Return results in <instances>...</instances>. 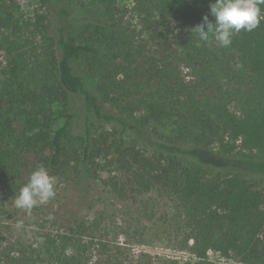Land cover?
<instances>
[{"label":"trees","instance_id":"trees-1","mask_svg":"<svg viewBox=\"0 0 264 264\" xmlns=\"http://www.w3.org/2000/svg\"><path fill=\"white\" fill-rule=\"evenodd\" d=\"M24 1L0 0V264H264V19L219 47L191 31L210 0Z\"/></svg>","mask_w":264,"mask_h":264},{"label":"clouds","instance_id":"clouds-1","mask_svg":"<svg viewBox=\"0 0 264 264\" xmlns=\"http://www.w3.org/2000/svg\"><path fill=\"white\" fill-rule=\"evenodd\" d=\"M262 4L264 0H210L209 14L214 20L205 15L203 22L191 31L197 34L199 41H215L219 47H228L235 33L241 30L251 32L259 26L264 19ZM54 184L55 179L46 168L38 167L15 195V207L30 213L34 206L47 203L55 196Z\"/></svg>","mask_w":264,"mask_h":264},{"label":"rangeland","instance_id":"rangeland-1","mask_svg":"<svg viewBox=\"0 0 264 264\" xmlns=\"http://www.w3.org/2000/svg\"><path fill=\"white\" fill-rule=\"evenodd\" d=\"M129 1L130 0H126V2H129ZM37 6H38L37 0H26L23 2V8L25 10V13L27 14H31L34 11V9L37 8ZM135 250L137 253L144 251V252L152 253L154 255L167 256L172 259H178L181 261H187L191 258V254L186 250L167 248L160 244L140 245V246L135 247ZM210 260L214 264H241L237 260L226 259L212 252L210 253Z\"/></svg>","mask_w":264,"mask_h":264}]
</instances>
